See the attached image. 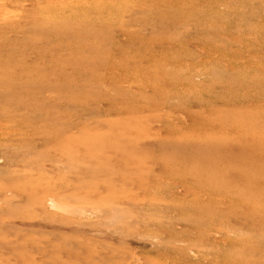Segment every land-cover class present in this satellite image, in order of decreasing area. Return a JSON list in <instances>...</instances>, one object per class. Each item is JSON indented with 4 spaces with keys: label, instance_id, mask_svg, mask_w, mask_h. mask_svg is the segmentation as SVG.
Returning a JSON list of instances; mask_svg holds the SVG:
<instances>
[{
    "label": "rangeland",
    "instance_id": "1",
    "mask_svg": "<svg viewBox=\"0 0 264 264\" xmlns=\"http://www.w3.org/2000/svg\"><path fill=\"white\" fill-rule=\"evenodd\" d=\"M0 264H264V0H0Z\"/></svg>",
    "mask_w": 264,
    "mask_h": 264
},
{
    "label": "bare ground",
    "instance_id": "2",
    "mask_svg": "<svg viewBox=\"0 0 264 264\" xmlns=\"http://www.w3.org/2000/svg\"><path fill=\"white\" fill-rule=\"evenodd\" d=\"M157 48V47H156ZM260 71V70H259Z\"/></svg>",
    "mask_w": 264,
    "mask_h": 264
}]
</instances>
